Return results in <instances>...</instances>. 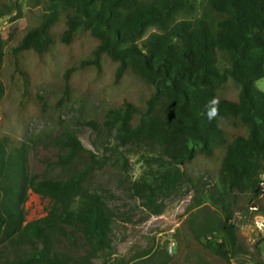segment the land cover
I'll list each match as a JSON object with an SVG mask.
<instances>
[{"label": "trees", "instance_id": "1", "mask_svg": "<svg viewBox=\"0 0 264 264\" xmlns=\"http://www.w3.org/2000/svg\"><path fill=\"white\" fill-rule=\"evenodd\" d=\"M33 26L13 43L0 35V74L5 63L21 80L20 96L28 94L29 79L19 55L44 54L58 41L71 44L80 32L95 44L64 71L65 93L75 71L101 69L106 57L115 64L113 82L127 73L152 89L139 108L123 98L89 121L113 133L116 145L141 144L154 151L143 159L146 168L127 180V162L88 149L71 132L63 135L68 148L58 156L62 166L78 162L81 169L64 176L28 170L23 148L0 135V243L24 247L10 264H91L112 252L115 211L102 193L89 184L102 172L120 175L132 197L152 214L163 210V199L185 187L198 188L196 178L180 166L196 157L221 155L210 189L197 203L208 202L215 216L189 223L193 235L216 256L229 261L239 251L237 226L232 222L241 200L264 215V0H206L198 16L177 20L195 10L192 0H50ZM13 6L0 3V18ZM60 22L56 31L55 24ZM156 27L160 31L151 32ZM238 88L236 98L221 96L227 80ZM5 85L0 79V103ZM50 200L47 213L27 221L26 192ZM217 234V237L214 234ZM75 236L81 244L77 245ZM82 248L78 256L56 250L60 238Z\"/></svg>", "mask_w": 264, "mask_h": 264}, {"label": "rangeland", "instance_id": "2", "mask_svg": "<svg viewBox=\"0 0 264 264\" xmlns=\"http://www.w3.org/2000/svg\"><path fill=\"white\" fill-rule=\"evenodd\" d=\"M2 0H0L1 3ZM13 6L6 18H0V35L9 43L18 40L25 28L37 23L42 5L38 0H4ZM44 2L50 0H43ZM41 2L44 4V2ZM206 0H192L195 10L184 12L177 20L198 16ZM60 22L55 24L58 31ZM154 31L151 27L146 36ZM95 41L88 34L80 32L71 44L55 41L44 54L33 51L20 53L19 61L29 79L28 94L20 96L21 80L13 76L11 66L5 63L0 79L5 85V94L0 103V135L10 136L13 143L23 148L28 170L47 176H64L73 169H81L78 162L62 166L58 156L66 154L63 135L71 132L88 149L99 156L113 159L118 153L127 162V180H135L146 168L144 157L154 155V151L141 144L117 146L113 133L101 131L89 124L99 118L104 111L118 105L123 98L144 105L151 87L136 76L127 73L119 82H113L115 64L103 57L101 69L92 67L75 71L70 77L65 93L64 71L79 57L90 54ZM264 91V77L256 81ZM237 86L229 79L221 91V96L236 98ZM196 157L180 167L196 178L198 188L185 187L181 192L163 199V210L159 214L150 213L137 198L132 197L127 184L120 175L111 172L97 174L90 186L104 195L115 211L111 232L112 252L92 259L91 264H264V230L258 228L256 213L241 200L234 211L232 222L237 226L239 251L226 261L205 248L193 235L189 223L194 212L196 222L216 215V208L208 202L197 203L199 192L210 189L217 177L220 159ZM50 200L31 190L26 192L24 203L25 218L32 221L44 216L50 208ZM217 237V234H214ZM77 245L81 244L75 236ZM60 252L80 255L82 248H74L71 241L62 237L54 242ZM25 248L4 241L0 243V264H10L20 258Z\"/></svg>", "mask_w": 264, "mask_h": 264}, {"label": "built area", "instance_id": "3", "mask_svg": "<svg viewBox=\"0 0 264 264\" xmlns=\"http://www.w3.org/2000/svg\"><path fill=\"white\" fill-rule=\"evenodd\" d=\"M259 185L261 187V190L264 189V179L263 177H261L260 181H259ZM251 210L255 213L257 212L255 215L256 217V223L258 225V228L261 230H264V215L261 214L260 212H258L257 207H251Z\"/></svg>", "mask_w": 264, "mask_h": 264}, {"label": "water", "instance_id": "4", "mask_svg": "<svg viewBox=\"0 0 264 264\" xmlns=\"http://www.w3.org/2000/svg\"><path fill=\"white\" fill-rule=\"evenodd\" d=\"M4 18H6V16H4Z\"/></svg>", "mask_w": 264, "mask_h": 264}]
</instances>
